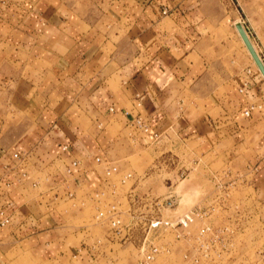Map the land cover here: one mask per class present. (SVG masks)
<instances>
[{"label": "crops", "instance_id": "obj_1", "mask_svg": "<svg viewBox=\"0 0 264 264\" xmlns=\"http://www.w3.org/2000/svg\"><path fill=\"white\" fill-rule=\"evenodd\" d=\"M238 2L264 62V0ZM238 23L218 0H0V264L69 257L60 209L70 193L91 204L95 158L131 152L137 113L144 151L177 136L203 157L227 145L264 165V77Z\"/></svg>", "mask_w": 264, "mask_h": 264}, {"label": "rangeland", "instance_id": "obj_2", "mask_svg": "<svg viewBox=\"0 0 264 264\" xmlns=\"http://www.w3.org/2000/svg\"><path fill=\"white\" fill-rule=\"evenodd\" d=\"M218 1L225 10L232 9L239 15L241 25H244L253 46L257 47L249 19L238 0ZM243 43L245 45L244 40ZM245 48L251 55L246 45ZM142 136L139 131L128 130L126 139L131 152H118L120 157L112 161L122 174L132 173L135 176L126 187H121L118 184L119 177H115L114 181L119 188L127 191L133 186L138 194L151 192L159 197L173 193L178 203L172 210H162V215L171 220L195 208L209 212L191 226L189 233L187 232L188 240L179 241L171 256H162L155 264H189L185 262L184 256L194 253L202 258L209 255L204 259L205 264H264L263 159L246 149L238 153L228 150L227 155H223V148L228 147L227 145L203 157L196 153L193 145L177 140V136H168L169 141L167 135H162L153 147L144 151L139 147ZM144 160H148V166L142 165ZM255 165L259 167L258 173L251 170V166ZM139 167L143 171L139 172ZM183 172L185 174L181 177ZM104 186L101 185L95 191L102 190ZM60 210L66 219L67 233L71 237L68 243L69 257L62 263L55 261L46 264L138 262L140 255L133 245L108 244L109 226L96 222L97 208L93 201L86 205L72 200ZM207 227H212L214 234L210 231L202 238L201 233ZM84 228L89 230V234L82 233ZM98 240L102 241V245H97ZM207 240L210 243L209 250L203 252L199 244ZM82 241L87 247L82 246ZM75 246L81 249L80 256L84 259L80 256L75 259L72 257L71 248ZM28 258L22 264H40Z\"/></svg>", "mask_w": 264, "mask_h": 264}, {"label": "built area", "instance_id": "obj_3", "mask_svg": "<svg viewBox=\"0 0 264 264\" xmlns=\"http://www.w3.org/2000/svg\"><path fill=\"white\" fill-rule=\"evenodd\" d=\"M141 106L142 103L138 102L137 108H141ZM253 109L246 111L245 115L250 116ZM111 111H114V109H111ZM131 127L143 135L150 133L149 124L139 113L132 117ZM159 138L160 136L155 134V139L158 140ZM64 149L66 150V148ZM94 161L97 165H105L102 184L105 186L92 195V201L97 208L95 220L97 223L109 226L108 244L121 246L131 244L136 247L140 255L136 264H155L160 257L171 256L179 241L188 240L189 229L195 221L209 213L205 209L195 208L175 220L165 218L162 215V210L167 208L172 210L171 208L174 206L168 207L167 204L169 201L177 199L173 193H169L165 197L155 196L151 192L138 194L134 191L133 186L127 191H122L119 185L121 187L128 186L135 179L134 174H122L116 164L104 161L101 157L95 158ZM79 166L80 161H73L68 166L67 173L72 174L74 169ZM184 174L183 172L181 177ZM115 177H119V185L115 183ZM109 196L111 199H107ZM69 198L73 200V194L70 193ZM1 218L0 226L5 227L11 223L10 218L4 216V214H1ZM225 229L228 230L229 228ZM210 231L214 234L212 227L205 228L201 233V237L204 238ZM97 245H102V241L98 240ZM82 246L87 247L86 243H83ZM199 246L205 252L209 250L210 243L207 240L201 242ZM78 252L81 254V249ZM208 256L205 255L202 258V256L194 253L193 255L187 254L184 258L185 262L189 264H205L206 260L204 261V259Z\"/></svg>", "mask_w": 264, "mask_h": 264}, {"label": "water", "instance_id": "obj_4", "mask_svg": "<svg viewBox=\"0 0 264 264\" xmlns=\"http://www.w3.org/2000/svg\"><path fill=\"white\" fill-rule=\"evenodd\" d=\"M237 29H238L239 33L241 34V36H242V38H243V40H244V42H245L248 50L250 51L253 59L255 60V62L257 64V66L259 67L260 71L262 72V74L264 76V62L262 61V59L260 58L259 54L255 50V48H254V46H253V44H252L249 36L247 35L244 27L241 24H239L237 26ZM177 203H178V200L169 201L168 204H167V206L168 207H173Z\"/></svg>", "mask_w": 264, "mask_h": 264}, {"label": "bare ground", "instance_id": "obj_5", "mask_svg": "<svg viewBox=\"0 0 264 264\" xmlns=\"http://www.w3.org/2000/svg\"><path fill=\"white\" fill-rule=\"evenodd\" d=\"M243 26V25H242ZM245 29V28H244ZM246 31V30H245ZM247 33V32H246ZM248 35V34H247ZM251 40V39H250ZM246 45V44H245ZM255 48V47H254ZM256 50V49H255ZM250 52V51H249ZM260 56V55H259ZM261 58V57H260ZM255 61V60H254ZM256 63V62H255ZM257 65V64H256ZM258 67V66H257ZM259 68V67H258ZM260 70V69H259ZM261 72V71H260ZM261 74H262V72H261ZM262 76H263V74H262ZM264 77V76H263Z\"/></svg>", "mask_w": 264, "mask_h": 264}]
</instances>
